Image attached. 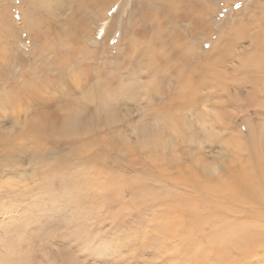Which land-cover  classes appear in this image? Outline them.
Here are the masks:
<instances>
[{
    "label": "rangeland",
    "instance_id": "1",
    "mask_svg": "<svg viewBox=\"0 0 264 264\" xmlns=\"http://www.w3.org/2000/svg\"><path fill=\"white\" fill-rule=\"evenodd\" d=\"M73 1L0 0V264H264L258 204L211 191L249 164V134L264 179V74L251 62L264 0H179L167 13L161 0H104L100 15ZM182 55L213 75L181 88ZM67 115L94 127L80 144L105 148L76 154L33 131ZM157 131L167 145L145 147Z\"/></svg>",
    "mask_w": 264,
    "mask_h": 264
},
{
    "label": "bare ground",
    "instance_id": "2",
    "mask_svg": "<svg viewBox=\"0 0 264 264\" xmlns=\"http://www.w3.org/2000/svg\"><path fill=\"white\" fill-rule=\"evenodd\" d=\"M37 1H38V4H39L40 0H34V3L37 4ZM43 1L44 2H48V1L52 2L53 0H41L42 3H43ZM138 1L139 2H144L145 0H138ZM196 1H195V3H196ZM229 1L230 0H227V2H225V3L227 4ZM32 2H33V0H32ZM152 2H156V0H152ZM178 3H179V0H168V1L167 0H161L160 3L158 2V6L160 8V11L162 10L165 13H167V11H169L170 8H176L178 6ZM198 3H196V5ZM148 4H149V2H148ZM148 4H147V6H148ZM73 5L75 7H77V8L83 9L85 11L92 12L93 15H100V12L102 11L103 5H106V3H105L104 0H74L73 1ZM139 5H141V4H139ZM139 5H138V7H139ZM202 9L204 10L203 7H202ZM148 10H150V9H147V10L144 9V14H146V12ZM185 11H186L185 14L188 13L187 10H185ZM7 13L8 12H6L4 18H6ZM198 15L199 14L197 13V16ZM180 16H181V14H180ZM180 16H178V17L176 16V17L179 18ZM192 18H194V15L189 12L188 16L185 19L190 24V23H194ZM29 25L34 26L33 21H29ZM193 25L197 26L198 24L194 23ZM193 25H190V26H193ZM240 28L241 27L236 28V33H235L236 36H239V38H241L245 34H248L246 32L247 31L246 29H240ZM229 35L230 36L227 38V40L230 41L231 37H232V33H230ZM248 36L250 37L249 34H248ZM251 40H253L255 43L257 42L256 45L258 46L257 50L254 51L255 55H253V57L251 58L252 65L254 66L256 72H259V73H261L263 75L264 74V35L263 34H255V35L251 34ZM227 50H229L228 46L225 48V51H227ZM177 59L179 61H182V63L177 68L179 72L177 73L175 71V73H177V75H175V74L174 75H175V79L177 80L178 85L181 88H186L188 86L187 83L189 82L190 78L192 76H194V75H197L201 82H203V81H205L207 79V76H209L208 74H210L211 76L213 75V72L211 71V68H210L212 66L211 63H208L207 66L204 68L205 64L202 65L200 62H196V63H192L191 64L189 59L186 56H184V55H182V57L178 56ZM171 63H169V64H171ZM172 66H173V63L168 66L169 69H170V67L172 68ZM173 68H176V67L173 66ZM171 70H173V69H171ZM149 87H153V86L150 85ZM104 94H105V92H104ZM99 97L101 98L102 95H99ZM46 119H47V117H41V122H38V123H36L34 125V130L33 131L37 132L38 134H40L41 138L47 139V138L50 137L51 133L55 134V136L57 135V137H62L63 139L67 138L68 140H70L69 141L70 146L74 145V148H73L72 151L74 153H76V154H81L82 153L81 149L83 148V146L88 147L89 145L94 146V147H99L98 149L101 151L100 147L102 145H100V142L98 141V139L95 136H94V138H92L91 140H88L87 142L84 141V143H85L84 145H83V142H82V144H80V138L79 137L83 136V135H86V134H89V133H86V132L84 134H82V133L84 131L94 129V127L89 126V125H82L80 128H78L79 125H77L75 123V120H74L73 116L72 115H67V116H65L63 118L62 122H60L62 124L60 125L59 130L55 131L51 127L53 121H48ZM89 132H91V131H89ZM38 138H39L40 141H43L39 137V135H38ZM143 139L146 140L145 147H147V148H149L151 150H154L156 148L158 149L160 146H162V144L167 145V142H163L162 141L161 134L158 131L144 134ZM110 143H112V142L110 141ZM112 144H111V147H112ZM258 144L259 143L256 140V138L252 134H249V140H248V146L247 147H248L249 152H250L249 156L253 155V158H250L251 160H250L249 164H247V166H244V167L240 166L239 168L234 170L232 173H230V175H229L230 176L229 185H225L223 183H220L218 190H211V191L212 192L223 191L225 193V197L228 200H230L231 203H233L235 200H240V199H243L245 201L249 200V201L256 202L258 204V206H259V209L261 211L257 210V209L256 210H254V209L249 210L248 209V211L251 212V214L253 213L252 217L255 218V221H258V222L262 223L261 219L264 218V186H263L264 183L262 181H264V179L260 178L257 181L256 178H254V176L256 174L259 175V172L262 171L261 166H260V158L262 156L259 154V151L257 150L258 147H260V144H259V146H258ZM143 146H144V144H143ZM102 148H105V147L102 146ZM113 149L115 150V147ZM89 161H91V160L90 159H85V162H89ZM252 172H253L254 176L252 175ZM261 173H263V172H261ZM261 175H264V174H261ZM112 176H113V174H112ZM257 178H259V177H257ZM117 180L119 181V179H117ZM118 181H116V182H118ZM220 182H222V181H220ZM127 190H128V188H127ZM129 190L131 192L134 191L132 189H129ZM140 192H143V191H140ZM134 194H136L135 191H134ZM248 206H249V204L247 205V207ZM249 208H251V207H249ZM242 210H244V208H242ZM246 210L247 209H245V211ZM245 211H241V213H243V212L245 213ZM209 214H210L209 216H207L208 214L207 215L204 214V216L206 218L211 219L213 217V215H211L212 213H209ZM189 215L191 217L192 214H189ZM192 217L193 218H198L196 215H193ZM213 218H216V217H213ZM233 233L234 232H230V233H227V234L228 235H232ZM218 237H219V240H218V244L216 245V250L224 251V253H218L217 252L218 256L227 259V258H229V253L225 252V250L228 247L225 245L224 240H222V236L218 235ZM240 239L241 240L242 239L246 240L247 242L249 241L248 238L245 235L241 236ZM229 242H231V241H229Z\"/></svg>",
    "mask_w": 264,
    "mask_h": 264
}]
</instances>
